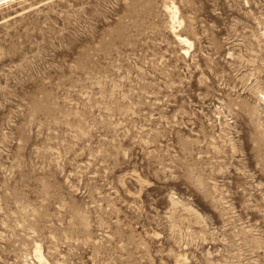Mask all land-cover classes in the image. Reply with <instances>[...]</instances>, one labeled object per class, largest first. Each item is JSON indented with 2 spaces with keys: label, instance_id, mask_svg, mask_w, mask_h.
Here are the masks:
<instances>
[{
  "label": "rangeland",
  "instance_id": "rangeland-1",
  "mask_svg": "<svg viewBox=\"0 0 264 264\" xmlns=\"http://www.w3.org/2000/svg\"><path fill=\"white\" fill-rule=\"evenodd\" d=\"M37 247L264 264V0H2L0 264Z\"/></svg>",
  "mask_w": 264,
  "mask_h": 264
},
{
  "label": "bare ground",
  "instance_id": "bare-ground-1",
  "mask_svg": "<svg viewBox=\"0 0 264 264\" xmlns=\"http://www.w3.org/2000/svg\"><path fill=\"white\" fill-rule=\"evenodd\" d=\"M3 2H4V1H3ZM1 3H2V0H0V4H1ZM171 12H172V20H173V22H174V23H175V22L179 23L180 21H179V19H178L177 7L172 6V8H171ZM174 26H175V25H174ZM174 28H175V27H174ZM177 37H178V39H179L182 43H184V44H188V45L191 44V43H190V40H189L187 37L181 36L180 34H177ZM35 255H36V258L39 260L40 264H48V263L44 260L43 255H42V253H41L39 247H37V249L35 250Z\"/></svg>",
  "mask_w": 264,
  "mask_h": 264
}]
</instances>
